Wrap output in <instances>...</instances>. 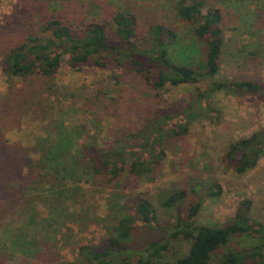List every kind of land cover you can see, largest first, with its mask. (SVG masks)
<instances>
[{"label": "rangeland", "instance_id": "obj_1", "mask_svg": "<svg viewBox=\"0 0 264 264\" xmlns=\"http://www.w3.org/2000/svg\"><path fill=\"white\" fill-rule=\"evenodd\" d=\"M177 1L0 0V264H88L79 256L80 247L99 246L114 226L105 217L111 190L104 179L83 183L75 205L63 197L57 200L46 184L41 186L46 181L31 167L40 157L33 150L37 138L51 134L54 139L55 125L61 122L69 131L84 125L98 141L115 143L142 129L155 115L181 112L208 86L206 81L166 85L157 92L140 74L114 61L105 68L73 70L67 57L51 78L10 77L8 49L29 34H41L52 18L86 24L126 11L135 16L139 36H147L155 25L176 35L168 46L172 62L204 70L205 42L195 35L192 24L178 18ZM195 1L203 3L204 12L216 8L222 16L223 47L213 81L248 80L264 86V0ZM207 105L209 109L187 125L185 135L164 139L161 164L146 179L130 181L122 192L125 200L138 193L146 197L161 226L135 228L127 248L142 251L152 242L165 241V261L185 255L190 243L169 239V232L199 200L197 226L224 227L239 204L250 200L249 217L264 228V155L245 174H237L224 161L229 144L264 128V95L215 92ZM216 186L220 195L206 197L207 188L217 190ZM180 190L188 193L183 202L172 209L160 205ZM258 244L256 237L235 236L213 255L212 264H219L228 250L248 252Z\"/></svg>", "mask_w": 264, "mask_h": 264}, {"label": "trees", "instance_id": "obj_2", "mask_svg": "<svg viewBox=\"0 0 264 264\" xmlns=\"http://www.w3.org/2000/svg\"><path fill=\"white\" fill-rule=\"evenodd\" d=\"M175 10L178 18L192 24L195 35L205 42L204 70L172 62L168 46L176 35L163 25H155L150 27L147 36H139L135 16L126 11L116 12L110 20L86 24L52 18L44 23L41 34H29L8 49L5 57L8 75L21 79L35 75L51 78L67 57V65L73 70L91 66L105 68L108 62L114 61L118 67L125 66L140 74L157 92L163 91L166 85L208 83L207 89L198 93L195 101L181 112L155 115L142 129L115 143L98 141L97 136L88 134L84 125L69 131L58 122L54 139L51 134L36 139L33 150L40 157L31 167H36L38 175L41 173L46 181L41 186L46 184L49 192L57 200L63 197L65 203L75 205L76 192L82 189L83 183L96 177L104 179L107 189L111 190L106 198L105 217L114 226L99 246L80 247L79 256L88 264H212L213 255L235 236L256 237L260 244L248 252L228 250L220 257L219 264H264V228L251 221L250 200H243L229 224L219 228L197 226L202 201L191 203L185 218H178L169 232V239L187 241L190 247L185 255L173 260H164L168 249L165 241L152 242L142 251L125 246L135 228H161L157 210L146 197L138 193L125 200L122 192L128 189L130 181L146 179L161 164L165 158L164 139L168 135H185L187 125L209 109L208 99L215 92L264 95V86L248 80L213 81L219 73L223 47L219 9L209 7L204 12L202 2L178 0ZM171 123L174 126L168 127ZM263 155L264 128L229 144L224 161L237 174H245L257 166ZM216 188H207L206 197L219 196L220 189ZM191 192H195L194 188ZM187 194L184 190L174 191L160 205L172 209Z\"/></svg>", "mask_w": 264, "mask_h": 264}]
</instances>
